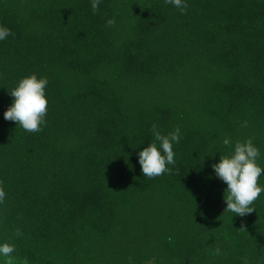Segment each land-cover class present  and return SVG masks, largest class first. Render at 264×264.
Instances as JSON below:
<instances>
[{"label":"trees","instance_id":"trees-1","mask_svg":"<svg viewBox=\"0 0 264 264\" xmlns=\"http://www.w3.org/2000/svg\"><path fill=\"white\" fill-rule=\"evenodd\" d=\"M185 2L0 0L15 33L0 41V245L17 264H264V193L224 213L212 168L249 138L264 166V0ZM31 74L48 79L36 133L4 119ZM153 124L181 138L149 179Z\"/></svg>","mask_w":264,"mask_h":264},{"label":"clouds","instance_id":"clouds-1","mask_svg":"<svg viewBox=\"0 0 264 264\" xmlns=\"http://www.w3.org/2000/svg\"><path fill=\"white\" fill-rule=\"evenodd\" d=\"M100 2L101 0H91L94 14L99 11ZM165 3L175 6L181 10L182 14H186L188 5L185 0H165ZM115 24V18L107 20L108 27H113ZM8 36L14 37L15 33L5 26H0V41L5 40ZM47 85L48 79L38 77L36 74L20 79L10 92L14 99L7 111L4 112V119L15 122L30 133L42 131L48 107ZM241 126L247 127V122L245 121ZM151 131L154 137L153 142H150L138 153L142 174L149 179L162 174H171L172 169L168 166L175 165L173 146L179 143L181 138L179 126L167 135L162 134L156 124L152 125ZM223 143L226 146L232 144L228 138L224 139ZM260 155L259 148L249 138L237 141L232 152L221 155L220 162L212 165L216 176L227 185L224 195L227 207L224 213L231 212L244 217L255 211L254 201L264 193V184L258 186V178L264 174V166L259 163ZM6 195L2 182H0V203L4 202ZM238 231H245L244 226L242 225ZM15 235L22 236L23 233L18 228ZM15 251L16 246L13 243L6 242L0 245V256L4 258L3 264H17V258L13 256ZM214 254L220 255V249L216 248ZM22 264H28L27 260L25 259ZM245 264H248L246 258Z\"/></svg>","mask_w":264,"mask_h":264}]
</instances>
